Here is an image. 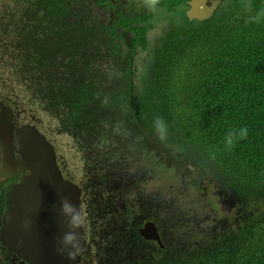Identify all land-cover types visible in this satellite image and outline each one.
I'll return each instance as SVG.
<instances>
[{"label":"trees","instance_id":"obj_1","mask_svg":"<svg viewBox=\"0 0 264 264\" xmlns=\"http://www.w3.org/2000/svg\"><path fill=\"white\" fill-rule=\"evenodd\" d=\"M23 1L18 0L22 6L18 12L11 9L15 14L0 16V65L6 62L19 72L18 85L29 91V78L35 74L38 80L33 95L46 104L41 92L47 93L57 84L50 65L67 58L69 63L63 68H71L75 83L65 91V107H60L71 115L79 113L74 118L78 125L84 121L81 129L92 122L94 130L98 129L95 137L103 143L107 132L102 124L120 116L128 127L135 119L142 129L154 130L159 140L182 151L193 150L183 142L189 141L227 175L230 180L226 179V185L243 202L239 219L200 235L193 230L188 240H183L185 248L179 247L174 255L139 243L144 240L135 242V237L117 235V230L105 233L96 228L95 250L103 258L92 262L264 264V6L257 3L263 12H250L244 10V0H239L240 7L233 1L224 10L218 5L210 19L191 23H186L183 14L184 25L172 26L162 44L153 47L154 53L140 57L144 61L137 65V81L126 84L121 79L118 85L111 79L103 81L101 65L90 62L89 53H100L89 49L91 41L106 23L85 16V0H28L36 13L30 21L33 25L27 26L23 14L29 4ZM238 10L242 13L239 17ZM45 22L47 26L42 27ZM55 30H59L58 36ZM129 33L133 34L121 37L126 61L147 47V27H128L124 34ZM52 39L54 46L49 44ZM32 48H52L51 62L43 59L48 53L33 52ZM110 50L113 53L117 48ZM91 65L89 73L85 69ZM114 67L120 69L121 65ZM29 102H33L31 98ZM87 112L88 118H83ZM157 119L165 125L163 135L155 126ZM241 126L246 127L247 135L226 149L225 132ZM87 255L82 254V264L91 261Z\"/></svg>","mask_w":264,"mask_h":264},{"label":"flooded vegetation","instance_id":"obj_2","mask_svg":"<svg viewBox=\"0 0 264 264\" xmlns=\"http://www.w3.org/2000/svg\"><path fill=\"white\" fill-rule=\"evenodd\" d=\"M187 1L189 0H179L176 4L170 5V7L178 6L180 14L172 16L164 23L162 16L165 15L163 10L167 6L166 0H154V2L152 0H103L101 3H97V0H85L84 5L88 13L86 17H95L108 25L109 21H112L110 28L104 26L99 30L89 48L100 52L99 56H94L92 53H89V56L92 65L96 62L99 66L101 65V79L103 81L111 79L118 85L124 76L125 83L137 81V65L144 61L140 60V57L145 59L147 52L154 53V49L147 47L131 60L126 61V51L123 49L126 44L121 37L128 38V35L133 33L124 34V30L128 27L145 26L147 31L152 29L159 39L163 40L171 28L170 23L174 27L184 25L183 14L185 15L186 12ZM211 1L213 0H207L208 3ZM225 1H228L229 5L234 0ZM225 1H221L219 6H223ZM23 2L29 4L25 6L23 14L24 25H33L30 21L36 13L35 6L28 0ZM148 4L157 7L163 14L154 19L146 17ZM21 8L22 6L18 5L14 11L18 12ZM107 8L109 9L106 10ZM101 9L104 11L100 12ZM8 12L10 15L15 14L9 9L0 12V16H8ZM216 12H218L217 9L212 15ZM129 16L134 17L129 18ZM14 22L17 23V19ZM46 26L47 22L42 27ZM54 33L57 36L60 34L59 30H55ZM49 44L54 46L55 41L52 39ZM110 48H117V50L112 53ZM32 50L48 53L43 59L51 62L52 48H32ZM6 61L8 62L7 59ZM58 61L50 65L51 72L56 74H53L54 78L57 77L56 87L48 90L47 93L41 92L46 104L33 95L37 89L35 81L38 80L35 74H31L29 78L31 83L29 98L33 101L31 107H24L16 102L13 99L19 97L16 94L11 98L12 100L0 95V104L8 106L12 111L13 125L33 126L43 135L56 150L62 177L80 189L79 224L86 244L79 252V260L75 264L83 263L82 254L84 253L89 254L87 256L91 259L90 262L86 261V264H91L92 259L103 258L95 250L96 228L105 233L117 230L119 231L117 235L127 239L135 237L136 239L133 240L135 242L139 239L144 240L139 243H145L149 248L157 249L159 252L164 250L165 253L174 255L179 247L185 248L183 240L185 238L188 240L193 230L200 235L209 229L214 230L215 226L226 225L227 222H234L240 218L242 202L239 196L226 185L227 177L224 172L217 170L215 164L190 145L193 150L187 148L182 151L163 143L154 130L142 129L139 121L134 119L132 123H129L132 126L128 127V123L119 116L118 120L114 119L115 121L111 123L116 131L121 129L126 135L125 138L120 139L119 148L108 156H104L103 151L100 153L95 149L92 142L98 141L95 137L98 129L94 130V124L91 122L87 129H81L85 126L84 121L81 119L78 125L77 118L72 119L70 111L60 107L63 104L65 107V91L75 83V80L71 68L69 66L63 68L69 63L68 59L61 58ZM5 64L6 62L3 65ZM92 65L85 70L91 73ZM115 65H121L120 69L114 67ZM8 68L16 71L10 66ZM59 68L62 69L57 71ZM17 81L18 78H14L9 85L6 82H2V85L10 86V91L15 92V86L12 85H18ZM27 102L30 103L29 99ZM41 115L53 119L56 128L48 129ZM88 116L89 112L82 115L83 118ZM65 130L72 133L79 146L76 149L83 160L80 179H74L64 172L65 164L54 145V134L61 135ZM85 142H88V145ZM183 142L188 145L185 140ZM160 147L167 153H163ZM14 159L16 172H10L11 168L0 165V230L7 210L8 190L28 174L16 154ZM143 230L146 236L141 234ZM188 249L191 254L193 246L190 245ZM0 261L1 264H29L18 257L14 250L4 248L1 243ZM94 262L95 260L92 264H95Z\"/></svg>","mask_w":264,"mask_h":264},{"label":"water","instance_id":"obj_3","mask_svg":"<svg viewBox=\"0 0 264 264\" xmlns=\"http://www.w3.org/2000/svg\"><path fill=\"white\" fill-rule=\"evenodd\" d=\"M220 1L189 0L185 16L194 21L209 19ZM14 154L28 174L8 190L1 245L29 264H75L86 244L79 224L80 189L62 177L53 146L43 135L33 126L13 125L12 111L0 104V165L11 168L10 172L17 171ZM64 200L74 206L75 220L62 214ZM141 234L146 236L144 230ZM69 235L71 239L65 240Z\"/></svg>","mask_w":264,"mask_h":264},{"label":"rangeland","instance_id":"obj_4","mask_svg":"<svg viewBox=\"0 0 264 264\" xmlns=\"http://www.w3.org/2000/svg\"><path fill=\"white\" fill-rule=\"evenodd\" d=\"M154 2V0H152ZM179 0H166L167 6L164 8L163 12L165 15L162 16L163 22H167L169 19L172 18L174 15H179L180 14V9L179 7L175 6L170 7L172 4H176ZM257 3L261 4L262 0H257ZM18 0H0V12H2L4 9L9 10L12 9L16 6H18ZM228 7V3L224 6L223 10ZM104 10L101 9L100 12H103ZM162 11L158 10L157 7H153L151 5H147V13L145 14L146 17L149 18H156L159 17L163 14ZM135 14V13H134ZM134 17V16H133ZM129 16V18H133ZM112 21H109V25H111ZM108 23L106 24L105 27L110 28ZM153 37H156L157 34L154 33L152 35ZM153 42L150 43V46H153ZM1 64V62H0ZM19 77V72L18 71H13L8 66L2 65L0 66V95H3L10 100L13 96L18 95L19 97L13 98L16 102H18L20 105L24 107H31L32 104L28 103V99L30 96V91H27L23 86L20 85H12L15 86L16 91L12 92L10 91V86H3L2 82H6V84H10L11 80L14 78ZM125 79V76L123 80ZM22 82L25 83V79H21ZM125 82V81H124ZM26 87V86H25ZM9 93L11 95H9ZM79 113L73 112L71 115V118L73 119L74 117H77ZM41 118L44 120L46 123V127L48 129H55L56 128V123L53 119H48L45 115H41ZM102 126L106 129L107 135L103 139V143H99L98 141L96 143L92 142L93 147L97 149L98 151H105L108 152L104 156H108L109 153L115 152L119 148V141L120 139H123L126 137L125 133L123 130H115L114 127L111 125L109 121L106 123L102 124ZM72 133H69L68 131L65 130V132L61 135H56L54 134V145L61 155V160L65 164L64 172L70 176H72L74 179H80L82 176V166H83V160L81 156L78 153V150L76 147L78 146V143L75 141V137L71 135ZM188 145L192 146L195 150H198V147H196L193 143L187 141ZM199 151V150H198ZM102 155V154H101ZM123 157L125 155H122Z\"/></svg>","mask_w":264,"mask_h":264},{"label":"clouds","instance_id":"obj_5","mask_svg":"<svg viewBox=\"0 0 264 264\" xmlns=\"http://www.w3.org/2000/svg\"><path fill=\"white\" fill-rule=\"evenodd\" d=\"M221 1H225V0H221ZM221 1L219 2L218 5H220ZM234 1H237L238 2V5L239 7L241 6L239 0H234ZM245 1V4H244V10H247V11H250V12H255V11H259V12H263L261 10H259V7L257 6V0H244ZM228 3V1L224 3L223 7ZM232 2L229 3L228 7L230 6ZM263 6H264V0H262V3H261ZM218 5L216 6L215 10L217 9ZM227 7V8H228ZM226 8V9H227ZM264 8V7H263ZM186 10H187V5H186ZM264 10V9H263ZM242 13L238 10L236 12V16H240ZM244 14V13H243ZM213 16V15H212ZM211 16V17H212ZM210 17V18H211ZM187 18V17H186ZM188 20V19H187ZM188 21H194L193 19L192 20H188ZM170 29H169V32L167 33L165 39L168 37V35L170 34V30L172 29V26H171V23H170ZM155 32L152 30V29H149L147 31V37H146V44H147V47L148 48H153L154 46H156L157 44H162V40L159 39L158 35L156 37H153L152 35L154 34ZM163 39V40H165ZM153 42V46H150V43ZM146 47V48H147ZM155 126L158 130V132L163 135L164 134V131H165V125L163 123L162 120L160 119H157L156 122H155ZM247 135V129L246 127L244 126H241L239 127L238 129L234 128V129H229L228 131L225 132L224 136H223V145L226 149H229L232 147L233 143L237 140H241L243 139L245 136ZM146 136H148V133L146 132ZM54 149V147H53ZM161 149V148H160ZM162 150V149H161ZM163 151V150H162ZM198 151V150H197ZM54 152H55V157H56V164L57 166L59 167L58 163H57V156H56V150L54 149ZM202 154L201 151H198ZM164 153V151H163ZM202 155H205L207 158L208 156L203 153ZM209 159V158H208ZM210 160V159H209ZM211 161V160H210ZM212 162V161H211ZM213 163V162H212ZM60 168V167H59ZM62 174V173H61ZM225 174V173H224ZM226 175V174H225ZM227 177V175H226ZM228 179V177H227ZM230 180V179H228ZM218 182V181H217ZM231 189V188H230ZM232 192L236 193L237 192L233 189H231ZM238 195V194H237ZM239 196V195H238ZM243 203V202H242ZM61 212L63 215L65 216H68L70 221L71 220H75L76 219V215H75V209H74V206L72 204H70L67 200H64L61 202ZM71 239V236H66L65 237V240H69Z\"/></svg>","mask_w":264,"mask_h":264}]
</instances>
